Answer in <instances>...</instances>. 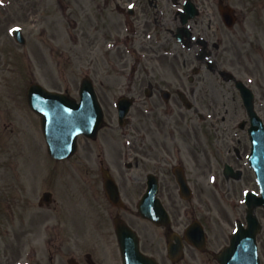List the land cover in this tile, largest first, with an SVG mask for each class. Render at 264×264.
Instances as JSON below:
<instances>
[{
	"label": "flooded vegetation",
	"instance_id": "1",
	"mask_svg": "<svg viewBox=\"0 0 264 264\" xmlns=\"http://www.w3.org/2000/svg\"><path fill=\"white\" fill-rule=\"evenodd\" d=\"M88 1L93 11L82 6L77 22L81 57L94 58L84 74L100 92L98 61L116 56L123 65L111 71L140 114L84 137L77 163L63 173L44 165V176L31 162L3 163L0 120V263L13 255L10 264H124L126 226L156 264H222L232 232L249 225L243 190L258 186L248 159L252 117L236 82L248 81L264 122V0ZM165 57H184L187 68L158 67ZM67 171L72 207L55 180ZM219 193L228 194L225 206L215 204ZM255 214L264 223L260 207Z\"/></svg>",
	"mask_w": 264,
	"mask_h": 264
},
{
	"label": "rangeland",
	"instance_id": "2",
	"mask_svg": "<svg viewBox=\"0 0 264 264\" xmlns=\"http://www.w3.org/2000/svg\"><path fill=\"white\" fill-rule=\"evenodd\" d=\"M3 3L0 4V120L4 121L2 144L5 145L3 163L7 164L14 159L22 164L23 153L30 150L34 152L36 166L41 165V161L49 165V161L42 156L45 143L39 120L27 103L26 91L29 84L37 80L49 88L68 90L78 96L84 71L93 66L94 58L91 54L84 55V59L81 57L79 41L77 42V22L82 20V6L93 11V5L88 0H3ZM16 26L22 27L26 44L16 41L12 33ZM115 58L113 56L109 60L110 64L106 58L98 61L100 74L96 76V81L109 123L102 133L116 130L113 123L117 114L112 102L124 93V79L111 71L112 68H121L123 65L115 66ZM184 59L180 57L179 61L165 57L158 67L187 68ZM109 70L110 73L105 72ZM132 113L140 114L137 110ZM29 134L30 140L27 138ZM10 154L12 155L9 156ZM77 160L76 156L65 166L75 164ZM54 163L55 161L52 165ZM36 179L41 177L37 175ZM66 179L70 182L71 177ZM261 211L264 215V211ZM12 256H5V262L0 264H10Z\"/></svg>",
	"mask_w": 264,
	"mask_h": 264
},
{
	"label": "water",
	"instance_id": "3",
	"mask_svg": "<svg viewBox=\"0 0 264 264\" xmlns=\"http://www.w3.org/2000/svg\"><path fill=\"white\" fill-rule=\"evenodd\" d=\"M81 94V102L75 104L70 98L49 93L39 85L31 86L29 89V101L34 107L39 108L45 117V130H47L49 143L55 152L69 149L71 151L76 146L79 133L92 134V132H97L102 124V112L96 95L87 83H84ZM43 106H46L49 113L43 111ZM52 111L55 112L52 113ZM260 170L264 180V169L261 167Z\"/></svg>",
	"mask_w": 264,
	"mask_h": 264
}]
</instances>
